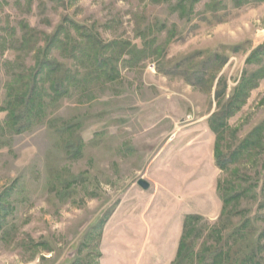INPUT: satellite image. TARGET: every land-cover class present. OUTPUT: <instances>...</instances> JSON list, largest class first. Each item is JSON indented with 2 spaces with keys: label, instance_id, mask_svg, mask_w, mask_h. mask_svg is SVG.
Here are the masks:
<instances>
[{
  "label": "rangeland",
  "instance_id": "374dc122",
  "mask_svg": "<svg viewBox=\"0 0 264 264\" xmlns=\"http://www.w3.org/2000/svg\"><path fill=\"white\" fill-rule=\"evenodd\" d=\"M65 18L139 54L118 58L114 81L74 89L0 147V264H172L187 215L203 218L194 246L206 264L222 246L230 264L250 253L264 260V125L241 148L264 123V76L251 77L264 70V55L253 57L264 46V0H0L2 121L7 85L34 71ZM244 87L241 107H229ZM229 110L218 141L212 118ZM73 137L84 143L75 158ZM217 141L236 153L226 168Z\"/></svg>",
  "mask_w": 264,
  "mask_h": 264
},
{
  "label": "trees",
  "instance_id": "16d2710c",
  "mask_svg": "<svg viewBox=\"0 0 264 264\" xmlns=\"http://www.w3.org/2000/svg\"><path fill=\"white\" fill-rule=\"evenodd\" d=\"M231 1L235 4L241 2V0ZM32 33H34V29H30L19 41L23 48L30 45ZM136 49V45L132 46L125 41L105 42L88 27L65 18L56 31L47 36L43 48L44 57L37 61L38 64L34 71L31 74L23 75V81L19 75L13 76L12 74L14 80L7 85L6 99L1 108L6 112V117L4 121L0 119V147L6 145L8 137L24 133L43 123L47 118L48 110L62 99L69 97L74 89L91 86L95 81H105L106 79L114 81L119 70L117 64L114 63H118V58L125 54L132 55L131 59H133L135 52V54H139V49ZM54 50L61 51L66 58L73 60L77 64L76 69L56 59L53 55ZM140 52L146 54L145 51ZM255 55L253 57L257 59H259L258 55H264V46L257 49ZM146 58L145 55L144 59ZM78 65L84 70L81 71ZM263 71L256 70L251 74V77H262L264 76ZM243 90L245 87L233 96L228 103L229 107H241L237 101ZM220 94L221 92H217L216 95L220 96ZM231 113L232 110H229V112L217 114L212 118L211 129L219 135L218 141L223 132L221 130H224L228 125L227 118ZM262 125L264 123L253 130L250 136L244 140L241 148L247 149L254 143L253 137L261 133ZM62 129V132H67V130H72V125L66 124ZM218 141L215 145L216 162L220 168H226L236 153H233V157L224 154ZM66 148L72 158L78 157L82 155L84 149L83 140L75 137L66 140ZM239 197V193L224 195L225 207ZM4 213V209H0V222L4 220ZM202 219V216L199 215L186 216L177 256L172 264H193L198 257L203 260L204 264L207 263L205 260L208 258L204 249L195 252L194 246V238L202 232L198 227ZM222 247L210 252L211 262L208 264H230L228 261L229 252L224 250V246ZM238 263L264 264V260L259 255L250 253L241 258Z\"/></svg>",
  "mask_w": 264,
  "mask_h": 264
},
{
  "label": "water",
  "instance_id": "95a60500",
  "mask_svg": "<svg viewBox=\"0 0 264 264\" xmlns=\"http://www.w3.org/2000/svg\"><path fill=\"white\" fill-rule=\"evenodd\" d=\"M138 184L145 190H148L151 187V183L144 178L139 179Z\"/></svg>",
  "mask_w": 264,
  "mask_h": 264
}]
</instances>
